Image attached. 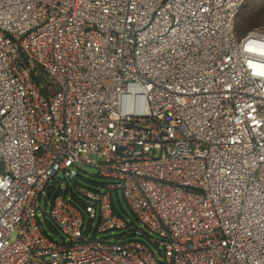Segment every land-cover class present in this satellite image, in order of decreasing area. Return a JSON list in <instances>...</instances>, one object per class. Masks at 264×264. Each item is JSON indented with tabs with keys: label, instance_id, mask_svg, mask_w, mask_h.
<instances>
[{
	"label": "built area",
	"instance_id": "obj_1",
	"mask_svg": "<svg viewBox=\"0 0 264 264\" xmlns=\"http://www.w3.org/2000/svg\"><path fill=\"white\" fill-rule=\"evenodd\" d=\"M246 2L0 0V264H264V29L237 36ZM79 164L109 181L80 204L55 186ZM119 191L159 258L96 238L128 227Z\"/></svg>",
	"mask_w": 264,
	"mask_h": 264
},
{
	"label": "rangeland",
	"instance_id": "obj_2",
	"mask_svg": "<svg viewBox=\"0 0 264 264\" xmlns=\"http://www.w3.org/2000/svg\"><path fill=\"white\" fill-rule=\"evenodd\" d=\"M255 29H264V0H247L246 4L242 8L240 14L236 19L235 30L237 36L243 37L252 30ZM95 159V158H93ZM75 172L77 174L75 181L68 180H59L55 181V186L57 190L62 187L63 193L67 195V197L76 200L79 196V190L81 188H85L88 190H102V186L109 183L108 180L99 176L98 169L94 166H88L85 164L76 165ZM113 197L115 200L116 210L121 215V217L127 222L128 227L124 231H115L113 233L97 235L96 238L104 239V240H112L118 241V237L124 234H132L126 240H122V242L133 240L139 241L144 244H147L151 251L156 253V256L159 258L160 255L158 253L157 247L150 243V241L145 236L137 235V231L144 232L148 237L153 239H158L153 233H151L148 229L142 226L140 222L137 221L133 212L127 205L121 191L118 194L113 193ZM80 198V197H78ZM46 199L44 198L41 202V210H45ZM48 232L51 234L55 241H59L60 237L55 232V228L49 227L45 225ZM89 227L88 220L86 221V229ZM53 228V229H52ZM97 229V223L93 226V231L91 232V237H93L95 231ZM14 239V236H13Z\"/></svg>",
	"mask_w": 264,
	"mask_h": 264
},
{
	"label": "trees",
	"instance_id": "obj_3",
	"mask_svg": "<svg viewBox=\"0 0 264 264\" xmlns=\"http://www.w3.org/2000/svg\"><path fill=\"white\" fill-rule=\"evenodd\" d=\"M45 76L43 74L39 75V77L37 78V82L41 85H44L45 84ZM74 202H78L79 203V200L76 198V200H73ZM80 204V203H79Z\"/></svg>",
	"mask_w": 264,
	"mask_h": 264
},
{
	"label": "water",
	"instance_id": "obj_4",
	"mask_svg": "<svg viewBox=\"0 0 264 264\" xmlns=\"http://www.w3.org/2000/svg\"><path fill=\"white\" fill-rule=\"evenodd\" d=\"M60 178H61V179H63V177H62V176H60Z\"/></svg>",
	"mask_w": 264,
	"mask_h": 264
}]
</instances>
